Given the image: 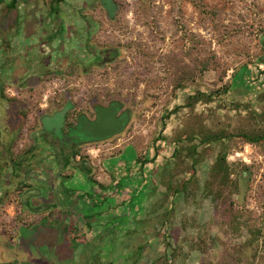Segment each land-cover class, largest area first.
<instances>
[{
	"label": "rangeland",
	"instance_id": "374dc122",
	"mask_svg": "<svg viewBox=\"0 0 264 264\" xmlns=\"http://www.w3.org/2000/svg\"><path fill=\"white\" fill-rule=\"evenodd\" d=\"M39 1H28L29 20L34 19V12L45 11L42 4L39 7ZM74 1L68 3L73 6ZM202 1L209 9L217 10V18L201 14L191 0H116L120 19L106 30L122 45L119 63L109 68L104 78L76 79L72 83L76 101L83 92L89 97L97 92L114 91L132 108L127 129L109 142L90 147L89 156L99 171L103 159L111 156L119 155L107 162L114 171H125L128 166L123 162L130 165V160L136 157L141 162L134 161L133 168L143 167L142 161L146 159L144 170L148 179L152 177L147 196L152 203L142 208V221L132 225L133 230H129L122 242L123 246L133 248V264H251V250L246 246L250 237L246 223L256 222L264 235L261 206L264 154L254 146L232 147L228 152L229 162L250 167L243 170L245 175L238 170L240 189L231 196L234 205L229 206L233 210H226L205 190V181L220 144L210 143L205 150L199 145L195 157L200 152L201 156L195 171L187 172L192 158H186L181 164L184 171L176 172L172 153L179 144L174 137L185 128L183 118L193 113L207 124L227 120L236 124L245 109L236 110L232 104H250L256 111L264 105V0ZM41 2L50 3L49 0ZM11 15L8 20L0 10V31L6 23H14V12ZM40 23L42 25V21ZM194 46L199 53L212 56L217 66L197 77L194 83L173 90L171 68H176L175 61L189 63L188 51L196 52L191 49ZM249 61L250 64L243 66ZM224 71L222 83L231 80L228 92L212 101H199L191 112L185 106L187 97L196 90L209 94L217 89ZM174 107L179 109L163 119L165 125L162 126V117ZM83 160L89 163L85 156ZM119 162L122 165H118ZM112 200L113 197H101L95 212L104 208L102 203L112 204ZM139 203L134 200V204ZM234 210L243 214L237 226L228 214ZM58 227L49 230L41 222L36 228L21 231L18 237L21 258L32 264H104L102 260L109 258L106 254L109 246L99 249V245L109 243L104 240L106 237L97 236L87 241L86 235L64 232L63 225ZM118 228L117 225V231ZM117 237L118 233L114 238ZM108 238L112 239V234ZM124 254L116 253L118 256L111 258L115 261Z\"/></svg>",
	"mask_w": 264,
	"mask_h": 264
},
{
	"label": "flooded vegetation",
	"instance_id": "af4514ba",
	"mask_svg": "<svg viewBox=\"0 0 264 264\" xmlns=\"http://www.w3.org/2000/svg\"><path fill=\"white\" fill-rule=\"evenodd\" d=\"M0 1L6 19L14 12V23H6L0 31V264H32L21 258V231L36 228L41 222L50 230L57 214L82 221L101 216L102 211H94L97 200L115 197L114 183L122 169L109 168L110 183L101 188L89 151L121 135L133 111L114 91L89 97L83 92L77 101L73 94L74 80L104 78L120 61L122 45L106 30L120 19L116 0H75L73 6L70 0H49V5L38 0L45 11L34 12L31 20L27 18L29 0H17L13 10L8 8L11 0ZM113 108L114 117L123 119V128L108 137L94 136L88 127L97 121L99 113H109ZM43 146L50 147L49 151ZM83 156L89 160V168L81 163ZM123 163L128 172L133 169V159L130 165ZM70 169L82 171L88 183L99 190V196L93 198L92 191L82 193V188L65 185L75 176ZM6 173L9 177L5 181ZM58 179L62 181L58 183ZM28 189L36 195L30 199V207L20 199ZM85 195L92 196L96 206L83 211L76 204L72 214L66 212L62 202L77 203ZM102 217L114 220L120 215L114 210ZM107 250L109 258L102 260L104 264L133 263V248L125 254L128 257L119 256L115 261L111 257L118 256L119 251Z\"/></svg>",
	"mask_w": 264,
	"mask_h": 264
},
{
	"label": "trees",
	"instance_id": "16d2710c",
	"mask_svg": "<svg viewBox=\"0 0 264 264\" xmlns=\"http://www.w3.org/2000/svg\"><path fill=\"white\" fill-rule=\"evenodd\" d=\"M51 1L53 3H58L62 0ZM191 1L201 14L208 15L213 19L217 18V10L209 9L202 0ZM16 4L17 0H11L8 4L9 10H13L16 7ZM191 49H195L196 52L191 50L188 51L191 56V61L189 63L175 61L174 65L177 66L176 68L173 66L174 69L170 63L168 64L170 68L172 67V77L170 81L173 90L183 88L191 82L194 83L197 77H202L209 69L216 68L217 66V63L212 56H205L204 54L199 53L196 50V46ZM250 62L251 61L244 63L243 66L250 64ZM224 73L225 71L218 79L221 85L217 89L211 91L209 94L196 90L194 94L187 97L185 106L189 107L191 112H194V107L199 101H212L213 98H218L221 94L227 93L231 86V80L222 83ZM232 105L236 110L240 107L245 109V114L239 115L240 117L236 124H233L230 120L216 121L213 124H207L200 115L193 113H190L183 118L182 121L185 124V128L184 130H179L174 137L179 146L175 147L172 153L177 167L176 172L179 173L184 171L181 164H184L186 158H192V163L186 168L187 172L191 174L195 171V167L200 161L201 152L198 157H195V154L197 156L198 153V146L202 145V150H205L210 143L220 144V149L216 153L215 161L212 163L209 170V176L205 181V190L208 195H212L215 200H218L226 210L230 209L229 206L234 205L231 196L238 193L240 189L239 175L241 174L238 170H242L243 173V170L247 171L250 169L245 163H231L228 161L227 156L230 148H242L244 145L250 144L260 153L264 154V105L260 107L259 111L252 108L250 104L240 105L239 103H234ZM178 109L179 107L171 109L165 117H162V120L166 119L171 113H175ZM164 125L165 123L163 120L162 126ZM225 140L227 143H224ZM156 153H159L158 148H156ZM136 160L137 162H141L138 157H136ZM145 160L142 161L143 166L145 165ZM245 174L246 173L244 172L243 175ZM171 176V178L174 177V175ZM169 184L170 183H168V185ZM100 187L103 188L104 186L100 185ZM261 206L264 212V202L261 203ZM228 214L232 218L231 221L235 226L240 224V217L243 216L240 211L234 210L233 213ZM246 227L250 236L246 246L251 250V264H264V255H261L264 251V235L262 234L261 226H258L256 222L251 221L246 223Z\"/></svg>",
	"mask_w": 264,
	"mask_h": 264
},
{
	"label": "crops",
	"instance_id": "0c3cea01",
	"mask_svg": "<svg viewBox=\"0 0 264 264\" xmlns=\"http://www.w3.org/2000/svg\"><path fill=\"white\" fill-rule=\"evenodd\" d=\"M19 153L20 152H18V154ZM94 154H97V153L95 152ZM110 159L112 158L109 157V158L103 159L102 161L103 165L100 168V171L98 169V173L96 174L97 181L104 186L110 183L109 173H108L109 166H107V162ZM134 161L136 164H138L136 158L135 160H133V162ZM93 162L95 163L94 160ZM144 166L139 167V168L137 167L135 169L133 168L129 172L127 170L125 171L121 170L117 174L115 183H114V187L116 188V191H117L114 197V200H112V204L106 203L107 205H110L108 211H106L107 205H102L104 207L101 210L102 215L105 214L106 212H112L115 210V211H119V215H120L119 218L114 219V220L113 219L107 220V218L104 219L101 215V216L93 217L92 219L89 218L88 220L82 221L77 218L73 219V217H70V216L63 219L60 215L57 214L52 219V221L54 220L55 222V223L54 222L52 223L53 225L52 229H58L59 225H63L64 232L70 231L72 233H79L81 235H86L87 241H92L97 236H104L106 237L104 238V240H109V243L108 244L103 243L99 245L100 247L99 249L102 250V248L105 249L106 246H109L108 249L110 251L116 250V251H120L118 253H122V254L128 253L129 247L122 245L123 238L127 233H129V230H133V226L135 225L136 222L142 221L143 218L140 216L143 213L142 208L152 203L151 199L148 200V196H147V193H148L147 186L150 185L149 180L152 177L148 179L147 173L144 170ZM85 167L89 168L90 164H88ZM70 170L73 172V174H75V176L73 177L72 180L70 179L68 181H65L64 182L65 185L73 187V188L80 187L82 188V190H80L82 193L92 191L95 194L93 198L94 197L97 198V196H99V190H97L94 187V185L88 183L87 178L84 176V173H82V171L74 170V169H70ZM7 176L9 177V173L5 174V178H4L5 181L7 180ZM61 181L62 180L58 179V183H60ZM88 197H89L88 195H85L84 197H80L77 203H75L76 202L75 200L74 201L72 200V203L62 202V205L66 209V212H69L71 209L76 208V207L77 209L88 211L95 205V203L93 202L92 196L89 198ZM136 199L140 201L139 205L134 204V200ZM76 204L77 206L73 207ZM69 213H71V211ZM117 225L119 227L118 228L119 231L116 230ZM130 227H132V229ZM115 230L117 231L116 236L118 233V237L116 238L118 242L117 243L114 242L113 244L110 241H115L114 240L115 239L114 237H116L114 236ZM110 234H112L113 240L108 238V235ZM121 251H124V252H121Z\"/></svg>",
	"mask_w": 264,
	"mask_h": 264
},
{
	"label": "water",
	"instance_id": "95a60500",
	"mask_svg": "<svg viewBox=\"0 0 264 264\" xmlns=\"http://www.w3.org/2000/svg\"><path fill=\"white\" fill-rule=\"evenodd\" d=\"M114 112H115V110L113 108L109 111V113L107 111L104 112L105 114L99 113L97 121L95 123H93L90 127H88V130L93 132L94 136L96 134H98L100 138L108 137V136L120 131L123 128V119H116L114 117ZM98 129L100 130L99 133H97ZM53 138H54V136L52 135V139ZM42 149H44L46 152H48L50 147H48V146L44 147L43 146ZM81 163L84 164L85 166H87L89 164L87 160H82ZM59 174H60V172H59ZM31 192H32V189L31 190L28 189V190H25L20 195V199L23 202V204H25L29 207H30V199L33 198L34 196H36L35 194H31ZM31 211H33L35 213H40L41 209L40 208H31Z\"/></svg>",
	"mask_w": 264,
	"mask_h": 264
}]
</instances>
